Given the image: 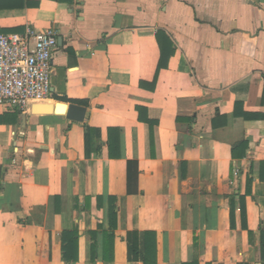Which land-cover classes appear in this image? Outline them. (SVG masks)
<instances>
[{
    "label": "crops",
    "instance_id": "crops-1",
    "mask_svg": "<svg viewBox=\"0 0 264 264\" xmlns=\"http://www.w3.org/2000/svg\"><path fill=\"white\" fill-rule=\"evenodd\" d=\"M28 27L59 32L53 96L0 106V264H144L146 232L157 264H264V0H0Z\"/></svg>",
    "mask_w": 264,
    "mask_h": 264
},
{
    "label": "built area",
    "instance_id": "built-area-1",
    "mask_svg": "<svg viewBox=\"0 0 264 264\" xmlns=\"http://www.w3.org/2000/svg\"><path fill=\"white\" fill-rule=\"evenodd\" d=\"M58 35L56 28L32 27L23 33H0V106L25 112L32 102L53 96V53Z\"/></svg>",
    "mask_w": 264,
    "mask_h": 264
},
{
    "label": "trees",
    "instance_id": "trees-1",
    "mask_svg": "<svg viewBox=\"0 0 264 264\" xmlns=\"http://www.w3.org/2000/svg\"><path fill=\"white\" fill-rule=\"evenodd\" d=\"M158 34H159V37H162L163 40L167 44L171 43L169 37L164 31L159 30ZM161 47H162V54L160 58L159 68L167 66V55L164 52V47L163 46ZM56 99H59L65 102L76 103L80 105H87V102L83 100H69L67 97H62V98L57 97ZM92 132H97V130L92 129L89 126L85 127V136L87 138ZM242 145L244 146L245 144H242ZM109 155L111 157H118V158L121 157L120 129L119 128H109ZM248 181L250 184L251 180L249 179ZM115 218H116L115 206H114V202L111 200L110 208H109V221H110L111 227L113 228L115 227V223H114ZM105 235H107L108 240L110 239L113 240L114 238L113 233L106 232ZM261 236H262L261 249H262V252L264 253V230H262ZM65 237L68 238V242H67V252H68L70 251V246H68V244L75 243L78 240V232L73 231V232L66 233ZM133 249L136 253L135 256L138 258L139 256L138 253L140 252V250H138L136 240L133 242ZM93 251H94V248H93ZM65 259L67 261H71L73 258L72 256L65 255ZM141 261L144 264H157V234L156 232H146L145 233V247H144V253L141 256ZM184 264H198V263L192 262V263H184Z\"/></svg>",
    "mask_w": 264,
    "mask_h": 264
},
{
    "label": "water",
    "instance_id": "water-1",
    "mask_svg": "<svg viewBox=\"0 0 264 264\" xmlns=\"http://www.w3.org/2000/svg\"><path fill=\"white\" fill-rule=\"evenodd\" d=\"M58 105L65 108L64 112H66L69 119L77 122L84 121L87 112V108L85 106L76 103H70L68 106L66 104Z\"/></svg>",
    "mask_w": 264,
    "mask_h": 264
},
{
    "label": "bare ground",
    "instance_id": "bare-ground-1",
    "mask_svg": "<svg viewBox=\"0 0 264 264\" xmlns=\"http://www.w3.org/2000/svg\"><path fill=\"white\" fill-rule=\"evenodd\" d=\"M48 108H50V107L48 106ZM40 109H41V110H42V109H45V107H43V108H40Z\"/></svg>",
    "mask_w": 264,
    "mask_h": 264
}]
</instances>
